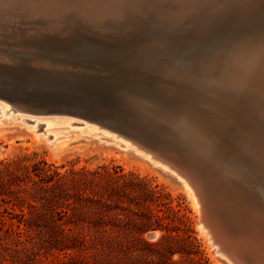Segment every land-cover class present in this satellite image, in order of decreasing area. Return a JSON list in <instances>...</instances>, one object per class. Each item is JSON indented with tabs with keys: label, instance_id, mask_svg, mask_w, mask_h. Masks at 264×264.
<instances>
[{
	"label": "rangeland",
	"instance_id": "rangeland-1",
	"mask_svg": "<svg viewBox=\"0 0 264 264\" xmlns=\"http://www.w3.org/2000/svg\"><path fill=\"white\" fill-rule=\"evenodd\" d=\"M11 1L0 4V94L13 96L19 110L23 99L64 110L77 106L72 96L97 107L103 102L92 92L113 97L119 109L107 114L137 122L150 145L191 166L208 200V221L219 227L222 242H235L227 249L242 264H263L264 0H202L201 9L188 13L190 0H153L140 8L120 0L122 10L112 0L73 6L58 0L51 14L37 1H29V11L18 6L22 0ZM90 9L97 15L89 16ZM31 111H24L27 119L41 118L37 133L50 118L49 134L57 139L12 118L0 122V264H234L198 222L201 206L175 173L132 146L106 141L110 136L101 131H81L75 121L69 126L67 118L79 120L75 115ZM123 179L140 189L120 187L118 209L95 211L85 197L98 198ZM151 189L165 195L159 203ZM161 203L186 217L178 232L183 239L172 242L185 252H154L162 250L166 229L146 230L141 236L150 245L137 239L148 213L164 215Z\"/></svg>",
	"mask_w": 264,
	"mask_h": 264
},
{
	"label": "bare ground",
	"instance_id": "bare-ground-1",
	"mask_svg": "<svg viewBox=\"0 0 264 264\" xmlns=\"http://www.w3.org/2000/svg\"><path fill=\"white\" fill-rule=\"evenodd\" d=\"M4 0H0V4H3L4 2H3ZM14 1V2H13ZM19 1V0H18ZM29 1H37V3H38V7H40L39 9L40 10H42V11H44L45 13H47V14H51V11L53 10H55V8H56V6L54 5V3H56V1H58V0H22V1H20V4H18V6H21L22 7V9L23 10H28L29 11V5H28V3H29ZM63 1H67V0H63ZM85 1H87V0H85ZM134 1H136L137 3H138V1L137 0H134ZM153 0H140V3H133V5L134 4H136L137 5V7H139V6H141V5H145V4H147L148 2L149 3H151ZM204 1V0H203ZM202 0H190L189 1V4H188V6H186V11H184V12H190V11H193V9L195 10V9H197V8H202L203 6H204V2H203ZM11 2H13V3H15L16 2V0H12ZM88 2V1H87ZM90 2V1H89ZM227 2V1H226ZM10 3V2H9ZM8 3V4H9ZM18 3V2H17ZM72 3L74 4V3H76V1H74V0H71V6H73L72 5ZM112 3H113V5L114 6H116V9L117 10H122V7L123 6H121L120 4H121V1L120 0H112ZM148 3V4H149ZM11 4V3H10ZM29 4H31V3H29ZM70 4V3H69ZM87 4H92V2H90V3H87ZM13 5V4H12ZM15 5V4H14ZM68 5V4H67ZM75 5H77V4H75ZM11 6V5H10ZM32 7H36L37 5H31ZM71 6H69V7H71ZM90 6V5H89ZM93 6V5H92ZM53 8V9H52ZM72 8V7H71ZM140 8V7H139ZM138 8V9H139ZM143 8V7H142ZM16 9V8H15ZM38 9V10H39ZM75 9H77L76 7H75ZM163 9V8H162ZM32 10V9H31ZM78 10V9H77ZM79 11V13H80V10H78ZM182 11V10H181ZM27 12V11H26ZM43 12V13H44ZM84 12V11H83ZM87 12V11H86ZM104 12V11H103ZM183 12V11H182ZM182 12H181V15H183L182 14ZM183 12V13H184ZM78 13V12H77ZM85 13V12H84ZM52 15H53V12H52ZM88 15L89 16H95V15H97V13L96 12H94V11H91V9H90V11L88 12ZM192 15V14H191ZM154 16V15H153ZM102 18V17H101ZM175 18V17H174ZM177 18H175L174 20H176ZM170 20L171 21H173V19H172V17L171 16H168V21L170 22ZM90 23L92 22V21H89ZM122 22V21H121ZM123 22H124V20H123ZM128 22V21H127ZM126 22V23H127ZM87 23H88V21H87ZM111 23V22H110ZM109 23V24H110ZM116 23V22H115ZM97 24V23H96ZM112 24V23H111ZM118 24V23H117ZM113 25V24H112ZM80 26H81V24H80ZM84 26V25H83ZM116 25H114V27H115ZM110 27V26H109ZM118 27V26H117ZM192 27V26H191ZM48 28V27H47ZM73 29V28H72ZM119 29V28H118ZM44 30V29H43ZM76 30V29H75ZM191 30H192V28H191ZM48 31H50L49 29H48ZM115 31V30H114ZM195 31V30H194ZM76 32V31H75ZM85 32V31H84ZM39 33V32H38ZM102 33V32H101ZM52 35H55V34H52ZM183 35V34H182ZM46 36H49V35H46ZM51 36V35H50ZM49 36V37H50ZM73 36H83V37H85L84 35H82V34H73ZM44 38H45V36H44ZM53 38H54V36H53ZM56 38V37H55ZM111 38V37H110ZM51 39V41H52V37L50 38ZM114 39V38H113ZM46 40V39H45ZM48 40V39H47ZM55 41V40H54ZM50 42V41H49ZM51 43V42H50ZM54 43V42H53ZM52 43V44H53ZM49 44V43H48ZM50 45V44H49ZM56 45V44H55ZM2 46V45H1ZM42 65V64H41ZM230 66V65H229ZM208 69V68H207ZM39 70H41V69H39ZM42 70H44V68L42 69ZM210 70V69H209ZM235 70V69H234ZM204 71V70H203ZM233 71V70H232ZM36 72H38L37 70H36ZM231 72V71H230ZM234 72V71H233ZM223 73V72H222ZM51 74V73H50ZM219 74V73H218ZM52 75H53V73H52ZM234 77V76H233ZM1 84V83H0ZM3 86H4V84H3ZM15 87V86H14ZM1 88V87H0ZM12 88V87H11ZM16 88V87H15ZM4 89V88H3ZM16 90H17V88H16ZM2 91V90H1ZM14 91V90H13ZM38 92V91H37ZM106 92V91H105ZM1 93V92H0ZM6 93V92H5ZM13 93V92H12ZM15 93V92H14ZM16 94V93H15ZM9 95V94H8ZM11 95V94H10ZM20 95V94H19ZM54 95V94H53ZM22 97H23V95H21ZM28 96V95H27ZM29 97V96H28ZM55 97V96H54ZM29 99V98H28ZM81 100H83L82 98H80ZM80 99H77V101H75L76 103H78V101L80 100ZM24 100V99H23ZM23 100H22V102H21V104H22V109H24V110H19V107H17V106H15V107H13L14 106V104H15V100L13 99V96L10 98V97H8L7 95H1L0 94V122H3L4 120H7V119H14L15 121L16 120H18V121H20L21 122V124H23V125H25V126H27L29 129H31V130H33V132L38 136V135H43V136H45L46 138H49L51 141H54V140H56L57 138H55V136L57 135V134H55V133H52V134H49V132H50V126L53 124V120L52 119H50V118H46L45 120H43L44 121V123H42V127L40 128V130L42 131L41 133H37V131H38V127H40V121H41V118L40 117H38L37 115L36 116H34L33 118H31V119H27V117H26V114L24 113V111L25 110H34L36 113L38 112V114L39 113H41V114H49V113H56V112H65V113H68V114H71V115H75V116H77V117H79V120H76V119H74L73 117H70V118H67V122L66 123H68V125L69 126H72L73 125V123H74V121H75V123L76 124H78L79 126H81L80 127V129H81V131H82V129H87L89 132H94V131H101V133H102V136H110V138H108V139H106V141H108V140H112V141H115V142H118L119 144H120V146H122L124 149H127V148H129L130 146H132V147H134L138 152H140V153H142L143 155H145L146 157H148V158H150V159H153L155 162L154 163H161L162 165H164V167L165 168H168L169 169V166L167 165V163H166V161H163L161 158L162 157H160L159 155H157V154H155V151H153V150H151V149H149L148 147H146L145 145H143V144H141V143H139V142H137V140L135 141V140H132V139H130V138H128V137H130V136H126L125 135V133L122 131V130H120V129H118V128H114L113 127V125H111V123H109V122H107V121H105L104 119H102L100 116H97V115H88V114H86V113H79V112H76V113H73L71 110L73 109V106H66L65 107V109L63 110V109H57V105L55 106V107H52V108H47V109H45V108H43L42 106H38V107H35L36 105H39L37 102V104H35V106H33V105H30L29 103H26L25 104V102L23 103ZM31 100V99H30ZM29 100V101H30ZM19 101H20V98H19ZM33 101V100H32ZM9 103H11V105L12 106H10L9 105ZM71 105V104H70ZM33 111V112H34ZM32 112V111H31ZM29 116V115H28ZM51 117V116H50ZM52 118V117H51ZM168 119V118H167ZM26 120H28V121H30V124H26V123H28V122H26ZM95 133V132H94ZM93 133V134H94ZM128 135V134H127ZM132 135V134H131ZM189 137V136H188ZM137 139V138H136ZM222 139V138H221ZM233 142V141H232ZM53 143V142H52ZM204 143V142H203ZM212 149V148H211ZM218 152V151H217ZM222 155H223V153H222ZM227 155V154H226ZM213 156V155H212ZM213 158V157H212ZM216 158V157H215ZM214 159V158H213ZM217 159V158H216ZM215 159V160H216ZM218 160V159H217ZM216 160V161H217ZM232 160V159H231ZM241 162V161H240ZM218 163H220V160H219V162ZM216 164H217V162H216ZM215 164V165H216ZM222 164H224V162H222ZM225 165L227 166V163H225ZM237 165V164H236ZM239 165V164H238ZM220 166V165H219ZM224 166V165H223ZM228 167V166H227ZM240 167H241V165H240ZM220 168V167H219ZM223 168V167H222ZM225 168V167H224ZM233 168V167H232ZM231 168V169H232ZM260 169V168H259ZM170 170V169H169ZM220 170H221V168H220ZM237 170V169H236ZM171 171V170H170ZM223 171V170H222ZM230 171H232V170H230ZM173 173H174V171H172ZM223 172H225V171H223ZM227 172V171H226ZM242 172V171H241ZM245 172V171H244ZM229 173V172H228ZM232 173V172H231ZM230 174V173H229ZM233 174H236V173H233ZM244 174V173H243ZM239 175H242L241 173L239 174ZM177 176V175H176ZM245 176V175H244ZM179 179H181V180H183V182L186 184V186L190 189V191H191V193H192V196H193V199H195L199 204H200V206H201V210H202V212H201V217H200V219L198 220V222L199 223H201V225L203 224V225H205L206 227H208V229H209V231L211 232H209V231H207L206 230V232H209L210 234H212V238L214 239V241H216V243H219L220 244V246L223 248V250H224V256H228V260L231 258L234 262H232V263H234L235 264V262L237 263V264H242V263H240L238 260H237V257H236V251L235 250H229V249H227V248H231V247H234V245H235V242H232V243H229V244H227V243H224V242H222L223 241V239H222V237H220V233H219V227L216 225V223H213V224H211L209 221H208V217H207V215H206V213H205V210H206V206H205V204L204 203H206V202H204V198L206 197V195L204 196V198H202V195H201V193H200V191L198 190V187H197V185H196V182H195V180L193 181V179H192V181H191V179H189V177H184V178H182V177H180L179 175L177 176ZM238 177H240V176H238ZM242 177V176H241ZM243 178V177H242ZM245 178V177H244ZM237 179V178H236ZM244 180V179H243ZM259 182V181H258ZM252 184V183H251ZM259 189V188H258ZM261 190V189H260ZM262 191V190H261ZM263 192V191H262ZM203 194V193H202ZM205 194V193H204ZM263 202V201H262ZM207 205V204H206ZM209 206V205H208ZM210 207V206H209ZM212 208V207H211ZM210 210H212V209H210ZM209 210V212H211ZM214 212H215V210H213ZM208 212V211H207ZM213 212V214H215ZM216 215H217V213H216ZM230 215V214H229ZM250 215V214H249ZM218 217V216H217ZM212 218V217H211ZM220 218V217H219ZM218 218V219H219ZM221 219V218H220ZM241 220V219H240ZM224 221H225V219H224ZM237 222V221H236ZM245 222H247V221H245ZM244 222V223H245ZM251 222V221H250ZM249 222V223H250ZM198 223V224H199ZM218 224H219V222H217ZM222 223V222H221ZM248 223V222H247ZM224 224V223H223ZM240 225V224H239ZM219 226H221V225H219ZM237 226V225H236ZM202 227V226H201ZM224 227V226H223ZM242 227H243V225H242ZM247 227V226H246ZM224 228H226V227H224ZM262 228V227H261ZM243 229V228H242ZM248 229V228H247ZM205 230V229H204ZM222 230V229H221ZM227 230V229H226ZM225 230V231H226ZM260 230V229H259ZM224 231V230H223ZM243 231H245V230H243ZM250 231V230H249ZM234 232V231H233ZM232 232V233H233ZM242 232V231H241ZM240 232V233H241ZM247 232V231H246ZM255 232H257V231H255ZM230 235V234H229ZM235 235V234H234ZM238 235H239V233H238ZM245 235V234H244ZM248 235H249V233H248ZM223 236V235H222ZM231 236H233V235H231ZM237 236V235H236ZM250 236H251V234H250ZM262 236V235H261ZM246 237V236H245ZM263 237H264V235H263ZM211 238V237H210ZM238 238H240V237H238ZM234 239V238H233ZM238 240V239H237ZM236 240V241H237ZM239 241V240H238ZM237 241V242H238ZM247 241V240H246ZM249 242V241H248ZM252 242V241H251ZM242 243V242H241ZM244 243V242H243ZM217 245V244H216ZM215 245V246H216ZM238 245V244H237ZM246 245H247V243H246ZM251 246V245H250ZM242 247H243V244H242ZM241 247V248H242ZM246 247V246H245ZM255 250H256V248H254ZM222 251V250H221ZM221 253V252H220ZM247 253V252H246ZM251 253V252H250ZM258 253V252H257ZM222 254V253H221ZM226 254V255H225ZM254 254V253H253ZM226 256V257H227ZM230 257V258H229ZM242 257H244V256H242ZM258 257L259 256H257V255H255V259L256 260H258ZM239 258V257H238ZM261 259H262V257H261ZM253 261V260H252ZM253 263V262H252ZM263 264H264V260H263Z\"/></svg>",
	"mask_w": 264,
	"mask_h": 264
},
{
	"label": "trees",
	"instance_id": "trees-1",
	"mask_svg": "<svg viewBox=\"0 0 264 264\" xmlns=\"http://www.w3.org/2000/svg\"><path fill=\"white\" fill-rule=\"evenodd\" d=\"M43 176H47L45 172H43L42 174ZM137 184V185H136ZM140 183H131L129 182V180L123 179L122 181V185L121 186H117L115 185V187H111L108 189H105L104 191H98L100 193V196L98 198H93V197H85V198H89L90 201H93L94 203H92L93 205H95L94 209L95 211L99 212L100 214L103 212L102 209L103 208H108L109 210L112 209H118L120 207V202L119 200H121V195H120V187L123 186H128V185H133V189L134 190H139L140 187H138ZM149 194L151 195V197L153 198L154 202L161 200L162 197H164L165 195H163V193H161L160 191H156V190H148ZM116 197V201L114 203V205L111 204V201L113 200V198ZM159 203V201H158ZM165 206V209H158L159 211L161 210V212L164 213V215H159L157 213L154 212H150L145 216V221L143 223V226L141 229H138L137 231V235L139 237H137V239H139L141 242L145 243L146 245H150L149 243H147L143 238H142V234L149 229H166L167 232H169V235L165 238V243H161V249L162 250H156L154 249V252L156 253H167L169 255H172L173 253L176 252H185V251H181V249H177L172 245V242H179L180 239H183L181 236H179V231L180 230H185L186 228H184V226L187 225V220L186 217L184 215H180L178 214V210H174V208L172 206H170L169 204L166 203H161ZM159 206V205H158ZM108 210V211H109ZM101 216V215H100ZM164 219H167L168 221L165 223ZM103 223V224H102ZM101 224L104 225V222H101ZM97 226V225H94ZM117 226V225H114ZM183 227V228H182ZM177 232L176 236L171 235L170 232ZM200 263V261H199Z\"/></svg>",
	"mask_w": 264,
	"mask_h": 264
},
{
	"label": "water",
	"instance_id": "water-1",
	"mask_svg": "<svg viewBox=\"0 0 264 264\" xmlns=\"http://www.w3.org/2000/svg\"><path fill=\"white\" fill-rule=\"evenodd\" d=\"M98 93H99L98 91L92 92L91 95H94L93 99H98V98L101 99V101L103 102L102 107L100 106L97 107V105H95L96 101L93 102L92 100L90 101L89 99L81 100L78 96H72L71 100H74V101H77V99H80V100L78 101L77 106H73V109L71 111L73 113L79 112V113H86L88 115L100 116L105 121L111 123L114 127H117L118 129L126 133L136 135L138 139L145 141L149 145L151 150L157 151V152L155 151V154L158 153L157 155L162 157L161 159L163 161H166L167 165L169 166V169L171 171H174L175 175L177 176L179 175L182 178L189 177V179L192 178L193 181L194 180L196 182L198 181L196 174L192 171L191 166L188 165V163L185 162V160L180 159V157L175 155L174 153H170L168 151L161 150V148L150 145L149 142L145 140L146 131L143 130L141 126L137 124V122H131V121L128 122V121H125L124 119H121V117H116V116L107 114L108 109H112V110L115 109L116 111H118L119 107H117V103H115V100L113 99V97L107 96L106 94L101 95ZM47 107L49 109L55 106L53 103L52 104L50 103V104H47ZM197 183H199V181ZM198 188L201 191H203L200 183H199ZM148 237L150 238L156 237L155 232L148 233Z\"/></svg>",
	"mask_w": 264,
	"mask_h": 264
}]
</instances>
